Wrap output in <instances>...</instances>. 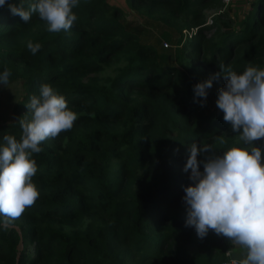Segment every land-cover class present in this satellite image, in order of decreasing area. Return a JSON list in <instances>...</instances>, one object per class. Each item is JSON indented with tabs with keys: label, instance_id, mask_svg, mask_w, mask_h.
<instances>
[{
	"label": "trees",
	"instance_id": "obj_1",
	"mask_svg": "<svg viewBox=\"0 0 264 264\" xmlns=\"http://www.w3.org/2000/svg\"><path fill=\"white\" fill-rule=\"evenodd\" d=\"M126 1L174 27L177 42L195 26L178 48L181 65L126 28L107 0H80L72 28L59 33H49L37 13L25 23L7 3L0 7V73L7 68L9 82L22 85L12 113L0 118V144L6 134L19 139L18 119H30L26 104L42 84L78 117L33 154L39 198L7 229L0 226V264H221L227 256L228 238L211 229L200 238L185 226L184 188L194 182L183 169L191 145L214 144L222 155L237 136L222 110L194 101L201 81L188 64L214 73L221 64L237 73L264 68V0L249 7L236 0ZM207 10L216 11L211 23ZM161 33L174 40L169 29ZM28 41L42 45L35 55ZM225 84L223 76L214 79L207 96L216 102ZM221 137L228 144L219 145ZM211 154H198L200 171Z\"/></svg>",
	"mask_w": 264,
	"mask_h": 264
},
{
	"label": "clouds",
	"instance_id": "obj_2",
	"mask_svg": "<svg viewBox=\"0 0 264 264\" xmlns=\"http://www.w3.org/2000/svg\"><path fill=\"white\" fill-rule=\"evenodd\" d=\"M6 3L10 13L25 23L37 13L49 33H59L72 28L77 20L73 9L80 0H34L27 7L24 0L19 5L0 0V7ZM41 47L40 43H27L33 55ZM219 69L194 85V101L203 106L213 80L223 76L226 84L219 89L216 104L237 136L222 155L214 154V144L191 145L183 169L191 170L189 179L194 182L184 188L185 226L194 227L200 238L211 229L244 249V256L232 264H264V163L261 148L253 143L264 138V68L249 66L237 73L221 64ZM10 76L6 68L0 73V84L7 87ZM26 107L31 117L18 119L19 139L6 134L0 144V226L5 229L39 198L33 183L37 173L33 154L43 151V141L71 130L78 118L65 97L47 83L41 85L38 96L30 97ZM226 144L228 140L221 137L219 145ZM201 152L213 153L203 161V172L197 159Z\"/></svg>",
	"mask_w": 264,
	"mask_h": 264
},
{
	"label": "rangeland",
	"instance_id": "obj_3",
	"mask_svg": "<svg viewBox=\"0 0 264 264\" xmlns=\"http://www.w3.org/2000/svg\"><path fill=\"white\" fill-rule=\"evenodd\" d=\"M224 1L225 2L228 1L230 3V0H224ZM107 2L110 5L115 6L121 10L120 18L121 21L126 26V28H128L133 32H136L139 35V37L142 39V41L153 42L155 46L158 48V50L165 53L166 62L179 64L177 61L178 59L177 52L180 54L182 53L181 50H179L178 48L182 45V40H184L186 36H189L190 33L195 30V26L190 28H184L182 30L183 33L182 39L179 42H177L175 40L177 31L175 30L174 27L158 24L157 22H154L150 18L148 19L145 18L146 16L132 9L126 0H107ZM236 2H238V0H236ZM241 6L243 7L242 4ZM242 9L244 8L238 9V14H239L238 19L242 18L244 15ZM215 14H216L215 10H207L205 23H211ZM235 25L237 26V24ZM165 29H169L172 32L174 40H168L164 37V35L161 32L162 30ZM210 32H212V30H210ZM188 68H189L188 71L193 75H196L197 78L200 79V81H202L203 79H208L214 73L213 70L207 71L206 69H204L201 66L200 62H192V63L189 62ZM208 94H210L209 91ZM21 95H22V85L18 79L16 81L9 82L7 87L0 84V118L10 116V114L12 113V105L18 99H20ZM213 100H214V96L212 95L207 96V101L210 103L211 106L210 109L216 111L218 107L216 102H213Z\"/></svg>",
	"mask_w": 264,
	"mask_h": 264
},
{
	"label": "crops",
	"instance_id": "obj_4",
	"mask_svg": "<svg viewBox=\"0 0 264 264\" xmlns=\"http://www.w3.org/2000/svg\"><path fill=\"white\" fill-rule=\"evenodd\" d=\"M238 3L241 5H245L247 7H249V3L250 0H238ZM246 7V8H247ZM246 10V9H245ZM244 13V12H243ZM245 14V13H244ZM244 16V15H243ZM261 148V153H262V163H264V142L263 144L260 146ZM229 249L230 250V255L235 256L237 259H241L244 254H245V250L240 248L239 246H235L232 243L225 249V251ZM226 253V252H225Z\"/></svg>",
	"mask_w": 264,
	"mask_h": 264
},
{
	"label": "built area",
	"instance_id": "obj_5",
	"mask_svg": "<svg viewBox=\"0 0 264 264\" xmlns=\"http://www.w3.org/2000/svg\"><path fill=\"white\" fill-rule=\"evenodd\" d=\"M226 258L222 260L221 264H232L233 260H239L235 256L230 255V250L227 249L226 251Z\"/></svg>",
	"mask_w": 264,
	"mask_h": 264
}]
</instances>
